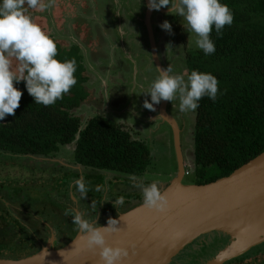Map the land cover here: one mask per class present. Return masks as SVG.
<instances>
[{
  "label": "trees",
  "instance_id": "obj_1",
  "mask_svg": "<svg viewBox=\"0 0 264 264\" xmlns=\"http://www.w3.org/2000/svg\"><path fill=\"white\" fill-rule=\"evenodd\" d=\"M221 2L232 10L234 21L231 26H225L219 37L213 30L211 38L216 45L215 54L205 56L199 49H190L184 57L186 73L192 70L210 72L220 82L217 100L213 102L204 97L195 111L192 150L184 161L188 162L185 171L189 174L186 176H192L193 185H206L227 177L264 153V0ZM161 16L180 21L178 15L167 13ZM54 41L58 59L75 58L77 84L62 100L45 107L36 104L28 94L25 81L14 83L23 95L15 115H7L0 121V160L11 166L14 162H23L28 170L31 169L27 163L30 161L41 164L37 171L42 173L50 169L64 174L69 171L70 175L65 178L52 176L49 179L52 184L47 183L51 190H46V197L41 196L39 187L33 188L36 195L32 196L25 188L0 183V259L19 260L36 255L50 241L51 235L44 225L33 226L21 219V213L11 205L19 202L21 209L27 205L32 213L29 212L28 217L34 214L45 220L50 218L44 208L56 206L54 190L61 189L68 198L69 183L82 177L55 160L62 149L72 147V164L89 170L91 174L83 177L87 185L94 172L107 174L106 179L112 185L114 179L126 185L151 183L141 178L145 177L154 155L148 142L137 136V131L131 130L126 122L117 123L105 115L82 121L79 113L91 97L88 88L90 71L79 46L63 47ZM103 177L97 174L92 185L102 188ZM167 185L161 183L160 187L163 189ZM139 193L126 194L125 204L119 208L127 212L141 205L143 196ZM100 195L98 202L102 198ZM75 237L76 229L62 239L55 234V249L66 246ZM229 242V236L221 233L202 236L180 252L171 264H207ZM261 255H264V243L225 264H257L255 259ZM248 260L251 262L247 263Z\"/></svg>",
  "mask_w": 264,
  "mask_h": 264
},
{
  "label": "rangeland",
  "instance_id": "obj_2",
  "mask_svg": "<svg viewBox=\"0 0 264 264\" xmlns=\"http://www.w3.org/2000/svg\"><path fill=\"white\" fill-rule=\"evenodd\" d=\"M42 2L46 4L48 0ZM161 9L168 10L167 7ZM145 13V0H55L54 6L45 10L27 9V14L33 18V21L63 47L75 44L81 49L85 64L90 71L88 88L90 87L91 93V97L87 99L79 113L82 121L86 122L95 115H105L117 123L126 122L131 130L139 133L137 136L140 139L148 142L154 155L150 168L141 180L147 179L152 182L159 179L160 184H165L169 183L170 178L176 173L174 170L177 165L171 128L160 118V104L154 105L155 111L143 106L145 99L151 102L150 95L143 92L147 91L152 81L159 76L149 50L144 24ZM162 14L156 12L152 18L153 27L156 29L159 60L164 69L172 67V74H184L186 52L197 49L194 43L195 35L187 31L186 21L182 17L179 16L180 21L176 22L170 21V18L166 19L165 16H161ZM165 20H169L172 25L171 33L160 27ZM12 70L19 74V62L14 58H12ZM178 105V100L168 101L166 112L176 121L180 129L181 148L185 161L190 157L192 150L191 137L195 112L182 113ZM134 137L138 138L136 135ZM72 149V147L62 149L55 160L60 163L73 161ZM27 163L31 165L30 170L22 165L25 164L23 162L17 161L11 166L7 161L0 160V183L25 188L26 191H31L32 196H35L36 192L29 186L35 185L42 191L41 196L46 197L51 190L48 188V184H52L49 179L52 176L60 178L61 172H53L49 169L42 173L37 171L41 164L30 161ZM185 164L187 165L188 162ZM92 174L94 177L91 176L89 180L87 197L93 199L99 208L106 207L109 211V204L114 203L116 197L120 195L126 197L128 193L138 194L139 191V195L142 194L136 182L126 185L115 179L114 188L107 179H104L103 187L99 188L92 185L95 176L97 174L107 176V174L96 172ZM192 179L191 175L185 176L183 183L191 184ZM99 193L102 202L97 201ZM106 199L108 201H105ZM56 200L60 201V198L56 197ZM13 206L21 213L19 202H15ZM112 210L115 211V208ZM119 211L124 212L122 208H119ZM19 217L24 219L22 213ZM263 261L264 255L255 259L257 264Z\"/></svg>",
  "mask_w": 264,
  "mask_h": 264
},
{
  "label": "clouds",
  "instance_id": "obj_3",
  "mask_svg": "<svg viewBox=\"0 0 264 264\" xmlns=\"http://www.w3.org/2000/svg\"><path fill=\"white\" fill-rule=\"evenodd\" d=\"M54 3L55 0H48L46 4L42 0H0V121L7 115L14 116L20 106L23 92L14 83L25 81L28 94L36 104L45 107L62 100L77 84L75 58L58 59L54 39L27 14L29 8L45 10L53 7ZM147 7L157 11L167 7L169 14L182 17L186 21L187 31L195 35L196 48L205 56L216 52L215 42L211 38L213 30L219 37L225 26H231L234 21V13L221 0H149ZM160 27L172 32V25L167 20ZM12 58L19 62V74L12 70ZM172 73L171 66L160 69L159 76L143 92L151 97V102L144 100V108L155 111L154 105L160 104L162 100H178L180 112L194 113L204 97L213 102L217 100L220 82L212 73L199 70L184 74ZM75 187L83 198L87 196L89 188L83 177L75 181ZM138 187L143 196V208L161 215L170 210L169 197L160 187L159 179L148 184L141 182ZM124 204L123 195L115 198L114 207L119 208ZM92 207H96L95 203H92ZM66 214L71 215L72 224L79 233L74 246L79 245L93 255H98L100 264H123L130 256L129 247L119 244L113 246L108 242L109 235L122 231L117 227V218H109L108 226L105 227L99 225L96 219L87 218L85 212L69 210ZM43 253H47V250ZM224 258L222 253L216 257L218 261Z\"/></svg>",
  "mask_w": 264,
  "mask_h": 264
},
{
  "label": "water",
  "instance_id": "obj_4",
  "mask_svg": "<svg viewBox=\"0 0 264 264\" xmlns=\"http://www.w3.org/2000/svg\"><path fill=\"white\" fill-rule=\"evenodd\" d=\"M148 2L145 0L144 24L150 54L160 74V69L164 68L158 57L152 25V15L157 10H149ZM167 105L168 101H161L159 115L171 128L177 164L176 175L162 189L169 197L170 210L163 215L156 214L141 204L120 214L116 217L117 227L122 231L109 235L108 242L129 247L130 256L123 264H171L198 238L221 233L229 236L230 242L207 264H225L264 243V153L213 183L184 184L180 129L167 114ZM78 236L59 249L52 248V238L40 253L19 260L0 259V264H100L98 255L74 246ZM45 249L48 255L42 254ZM220 253L225 257L222 261L216 259Z\"/></svg>",
  "mask_w": 264,
  "mask_h": 264
},
{
  "label": "flooded vegetation",
  "instance_id": "obj_5",
  "mask_svg": "<svg viewBox=\"0 0 264 264\" xmlns=\"http://www.w3.org/2000/svg\"><path fill=\"white\" fill-rule=\"evenodd\" d=\"M156 12H158V11H155L153 13V15ZM153 15H152V18H153ZM155 31H156V29L154 28V34H155ZM155 40H156V38H155ZM156 46H157V44H156ZM157 51H158V49H157ZM37 160L39 161L40 159H37ZM61 164L65 165L67 167V169H69V170L77 171L82 177H84L85 175L91 174V173H89V170H85L84 168H82L80 166L73 165L72 161L71 162H62ZM60 174L62 175L60 178H65V175L67 176V174L70 175L69 171H65V174L63 172ZM106 177L107 176H105L104 179H106ZM60 180H62V179H60ZM115 185L116 184L113 183V188ZM87 186L89 188V184ZM29 187L35 188L36 186L31 185ZM62 192L63 191L61 189L59 191H57L56 189L54 190V194H56V197L60 198V201H57L56 206L50 205L49 207L44 208L49 213L48 216L50 217V218H47L46 220H45V218L35 216L34 214L32 215V217H28V214L31 210L27 207V205H25L23 207V209H21L22 205L20 206V204H19V209H21V213L24 216L25 221L27 220L28 222L32 223L33 226H37V224H39V225H42V227H43V225H44L48 234L51 235L50 239L53 238V243H52L53 247L52 248H54V249L56 248V245H57V244H55L56 241L54 240L55 234H58V236L61 237V239H62L65 235L71 234L73 229H76L75 225L72 224L71 215L66 214L69 212V210H78V211L85 212L87 214V218H89L90 220L96 219V222L99 225H103V224L107 223L109 218H116L120 214L125 213V212L119 211V208L114 207V203L109 204V208H110L109 211L106 210V207L99 208L96 206L95 208H93L92 203H94L95 201H93V199L90 200L89 197H87V196H89V191L87 193V196L85 198H83L81 196V194L75 189V182H70L68 185V198H65L64 192H63V194H62ZM75 196L77 198H75ZM100 202H102V199L100 200ZM13 204L11 206L13 208H15V210H18V209H16V207L13 206ZM57 205L59 206V208ZM95 205H96V203H95ZM112 208H115V211L112 210ZM18 211H20V210H18ZM31 214L32 213L30 212V215ZM55 217H56V219H55ZM42 227H39V229H42ZM78 234L79 233L76 230V236ZM59 242L62 243L60 238H59ZM59 244H58V246H59ZM250 261L251 260H248L247 263H250Z\"/></svg>",
  "mask_w": 264,
  "mask_h": 264
},
{
  "label": "built area",
  "instance_id": "obj_6",
  "mask_svg": "<svg viewBox=\"0 0 264 264\" xmlns=\"http://www.w3.org/2000/svg\"><path fill=\"white\" fill-rule=\"evenodd\" d=\"M189 174V172L188 171H185V175H188Z\"/></svg>",
  "mask_w": 264,
  "mask_h": 264
},
{
  "label": "bare ground",
  "instance_id": "obj_7",
  "mask_svg": "<svg viewBox=\"0 0 264 264\" xmlns=\"http://www.w3.org/2000/svg\"><path fill=\"white\" fill-rule=\"evenodd\" d=\"M199 166V165H198Z\"/></svg>",
  "mask_w": 264,
  "mask_h": 264
}]
</instances>
